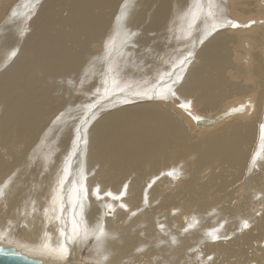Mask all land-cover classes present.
Here are the masks:
<instances>
[{
    "label": "bare ground",
    "instance_id": "obj_1",
    "mask_svg": "<svg viewBox=\"0 0 264 264\" xmlns=\"http://www.w3.org/2000/svg\"><path fill=\"white\" fill-rule=\"evenodd\" d=\"M14 1L0 0V237L50 259L92 251L88 264H264V0H31L24 37L30 0ZM199 28L207 42L168 72L180 30ZM92 76L126 94L118 107L62 114ZM242 101L251 115L197 118ZM83 137L86 156L69 151Z\"/></svg>",
    "mask_w": 264,
    "mask_h": 264
},
{
    "label": "rangeland",
    "instance_id": "obj_2",
    "mask_svg": "<svg viewBox=\"0 0 264 264\" xmlns=\"http://www.w3.org/2000/svg\"><path fill=\"white\" fill-rule=\"evenodd\" d=\"M18 1H20V0H15L14 1V6L17 4V2ZM30 4H31V0L29 1V2H27V3H25V5H24V8L22 9V11H21V16L19 17L20 19L19 20H24L22 23L21 22H17L16 23V26H21V28H20V30L18 29V31H19V34H20V37L21 36H26L27 34H30L31 32H32V27H30V25H28V23H26L25 24V20H26V18H27V16L28 15H26V9H27V7L28 6H30ZM262 4V0L260 1V3H259V6H262L261 5ZM201 6L202 7H204L205 6V4L203 3V4H201ZM263 6H264V4H263ZM203 12V11H202ZM201 12V14L203 15V13ZM30 13V12H29ZM35 14V13H34ZM34 14H32L31 16H29V18H28V21H32V20H34L35 19V15ZM22 17V18H21ZM252 20H254V19H252ZM250 21V22H253V21ZM199 21V20H198ZM201 21L203 22L204 20H203V17L201 18ZM255 23L256 22H258V21H254ZM255 23H251L250 24V26L251 25H255ZM260 23H262V22H260ZM196 25V24H195ZM248 25V24H247ZM247 25H245V26H247ZM194 27H196V26H194ZM16 27H14V29H15ZM189 27H187V29H188ZM181 31V33H180V35H179V37H178V39H177V41H176V43H177V48H176V58L174 59V57L173 56H170L169 54H167L164 58H163V61H164V65H165V67L167 68V70H168V72H171L172 71V67H173V63L175 62L176 64H179L180 65V68H181V71H182V66H181V60H183L185 57H186V54L188 53V52H193V54L194 53H197L200 49H201V47L207 42V40H208V36H206V37H203V33L205 32V30L203 29V28H199V29H197V31H195V32H192L191 33V36L190 37H188V38H183V36H184V34H185V32H186V30H180ZM219 30H215L214 31V34L216 33V32H218ZM18 33V32H17ZM4 34H7V31L6 32H4ZM25 34V35H24ZM18 37H19V35H18ZM13 38H15V37H13ZM21 39V38H20ZM10 41L9 40H6V41H4L3 43H1L0 44V52H1V56H0V60H1V64H3L5 61H6V59H4V58H9V60H8V62H6V64H5V66L3 67V68H6V66L8 67L10 64H11V62L13 61V58H12V54L10 55L9 54V51H12L10 48H9V45H10ZM128 60H131V61H133V63H129L128 62ZM138 62V60H137V57H128L127 59H124V66H126V67H130V68H133L135 71H136V73H139V69H140V66L138 65V66H133L134 64H136ZM7 63H9V64H7ZM92 64H94V65H97L98 64V60H94L93 62H92ZM114 76H115V78H116V81H117V83L120 85V86H128V85H132V86H135L138 90H145L146 88H147V86L146 85H144L141 81H139V82H135V81H133V80H130V79H124V77H121V72H119V71H116L114 74H113ZM110 78H112V77H110ZM100 81H101V79H98V80H96V78H94L93 76H92V78L85 84V85H81L82 87H83V90H80V83L78 84H76L75 86H73V87H71V88H69V92L67 93V95H69V96H67V99H66V97H64L65 95L63 94V100L62 101H65V102H67V104H66V107L61 111L62 112V114L64 113V112H68V111H71V112H74V111H79V116H83L84 118H89V116H92L93 117V120H94V118L97 116V114L99 115L100 113H104V112H107L108 110H110V109H115L116 107H118V106H112L111 104H113V103H115L116 101H117V99H120L123 95H126V94H123V92H119L118 91V93H115V90H114V92H113V90H109L108 88H107V84H105V87L100 83ZM92 89V90H91ZM107 90H109L108 92H107ZM74 91H76V92H74ZM85 91V92H84ZM95 91V92H94ZM111 91V92H110ZM84 92V93H83ZM75 93H77V96L75 95ZM85 96H84V95ZM109 94V95H108ZM53 95V94H52ZM92 95V96H91ZM71 96V97H70ZM73 96H76L77 98H75V97H73ZM81 96V97H80ZM95 96V97H94ZM69 97V98H68ZM84 97V99H82ZM87 97L89 98V99H87ZM99 97V98H98ZM109 97V98H108ZM92 98V99H91ZM71 99V100H70ZM86 99H87V102H86ZM91 99V100H90ZM116 99V100H115ZM90 100V101H89ZM141 100L142 99H140V100H138V101H136V102H141ZM77 101V102H76ZM143 101V100H142ZM107 102V103H106ZM111 102V103H110ZM131 102H133V101H129V102H125L124 104H128V103H131ZM135 102V103H136ZM74 103V104H73ZM97 103V104H96ZM71 104H72V106H71ZM78 104V105H77ZM107 104V105H106ZM134 104V103H133ZM85 105H87V106H85ZM123 105V104H122ZM122 105H119V106H122ZM71 106V107H70ZM67 108V109H66ZM70 108V109H69ZM77 108H80V109H78V110H74V109H77ZM91 108V109H90ZM96 108V109H95ZM66 109V110H65ZM245 109V110H244ZM65 110V111H64ZM101 110V111H100ZM187 110V112H190L191 110L189 109V108H187L186 109ZM234 111V110H239L235 115H233V116H230L228 119H226L225 121H223V122H221V124H219V125H215V126H212V127H209V129L208 130H212V129H214V128H216L217 126H220V125H222V124H225V123H228V122H230L231 120H233L234 118H236V117H240V116H246L247 115V113L249 114V115H251L252 114V112H253V108L252 107H250L249 106V104H248V102L247 101H242V102H239V103H236V104H233L231 107H229V108H227V109H225L224 111H222L221 113H219V112H217V113H214V114H210L208 117H206V116H203V115H201V113H200V116H198L196 113H194V112H190L189 113V115H191V114H193L194 116H198L197 118H208V119H212V118H215V117H217V116H219L220 114H222V113H226V112H229V111ZM241 110H243V111H241ZM81 111H83V112H81ZM94 111V112H93ZM242 112V113H241ZM238 113H240V114H238ZM62 114H61V116H62ZM71 114H73V113H71ZM91 117V118H92ZM58 118H59V115L57 116V118L56 119H54L53 121H57L58 120ZM72 119H69V120H67L66 122H68L69 121V125H71L72 123H74L75 122V120H72ZM93 120H91V122L93 121ZM97 120H98V118H97ZM81 122L83 123V119L81 120ZM96 123H97V121H95ZM71 123V124H70ZM60 125H62V124H58V126H60ZM81 126V123H79V127ZM192 127H193V129L195 130V131H198V130H201V129H203V128H201V129H197L196 127H195V124H194V122L192 123ZM196 128V129H195ZM205 129V128H204ZM81 130H82V128H81ZM81 130H77V138H78V136H81ZM50 134H52V135H56L57 133H58V131H56L54 134H53V132H49ZM86 136V134H84V137ZM84 137H83V139L80 141V142H83V143H81V144H79V149L78 150H74V149H69V151H71V150H73L72 152H75V153H79V155H84V156H86V148H84V145H85V147H87V142H86V140L84 139ZM56 142H55V145L57 146L58 145V140L56 139L55 140ZM58 147V146H57ZM59 148V147H58ZM84 148V149H83ZM82 149L84 150V151H82ZM80 150V151H79ZM85 153V154H84ZM80 162H82V161H79V162H71L72 163V165L73 166H78L79 167V165H81V163ZM83 163V162H82ZM94 194V193H93ZM92 194V197L94 198V199H96V201H98V197H96L95 195H93ZM87 195H88V193H87ZM59 198H57V200H58ZM260 199H262V200H264V196H261L260 197ZM56 204L57 205H59L57 202H56ZM256 208V207H255ZM259 209V212H258V214H256L257 215V217H260L261 216V214H262V212H263V207H259L258 208ZM54 211H56V209H54ZM34 212V211H33ZM178 212V211H177ZM256 222H254L253 224H252V226L255 224ZM189 230V229H188ZM179 234H181V233H179ZM0 239H3V236L2 237H0ZM8 241V240H7ZM82 241L85 243V244H89L88 242H87V240H86V237H84L83 238V236H82ZM8 242H10V243H12V244H14L15 246H17L18 248H21L22 250H24V251H26V252H28L27 251V249H25L23 246H21V245H17V244H15L13 241H8ZM90 245V244H89ZM92 251H88L87 253H86V255H85V253L82 255V256H79L80 258H83L84 260H85V258H86V263L88 264V263H92V262H89V260L87 259V257H90V258H92L91 257V255H92ZM66 256V255H65ZM64 256V257H65ZM87 256V257H86ZM67 257V256H66Z\"/></svg>",
    "mask_w": 264,
    "mask_h": 264
},
{
    "label": "water",
    "instance_id": "obj_3",
    "mask_svg": "<svg viewBox=\"0 0 264 264\" xmlns=\"http://www.w3.org/2000/svg\"><path fill=\"white\" fill-rule=\"evenodd\" d=\"M222 120V117L213 120H198L196 127H209ZM0 264H87L80 257H59L50 259L42 254L30 253L18 248L14 244L0 239Z\"/></svg>",
    "mask_w": 264,
    "mask_h": 264
},
{
    "label": "snow or ice",
    "instance_id": "obj_4",
    "mask_svg": "<svg viewBox=\"0 0 264 264\" xmlns=\"http://www.w3.org/2000/svg\"><path fill=\"white\" fill-rule=\"evenodd\" d=\"M227 23L230 24L233 28L239 26L237 23H235V22H233V21H231V20H227ZM251 23H255V22L253 21V22H251ZM247 26H250V25H247ZM172 94L175 95V93H172ZM4 187H6V185L3 186V187H0V196H3V194H4ZM107 195L111 196L112 194H111V193H107ZM97 197L100 198V193H99V190H98V189H97ZM244 227H245V228H248V227H249L247 221H245V223H244ZM100 231H101V233H103V229H102V228L100 229ZM209 235L212 236V239H213V240H217V239H219V237L213 235L212 233H209ZM61 247L63 248L64 253L67 254V252H68L67 247L64 246V245H62Z\"/></svg>",
    "mask_w": 264,
    "mask_h": 264
}]
</instances>
